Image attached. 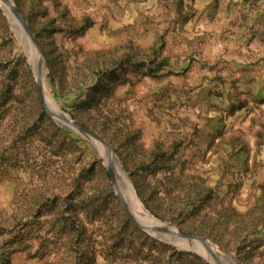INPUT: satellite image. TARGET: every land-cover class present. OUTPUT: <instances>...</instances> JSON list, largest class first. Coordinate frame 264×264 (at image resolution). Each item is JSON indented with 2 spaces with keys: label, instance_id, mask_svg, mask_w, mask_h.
Masks as SVG:
<instances>
[{
  "label": "rangeland",
  "instance_id": "obj_1",
  "mask_svg": "<svg viewBox=\"0 0 264 264\" xmlns=\"http://www.w3.org/2000/svg\"><path fill=\"white\" fill-rule=\"evenodd\" d=\"M12 2L43 94L150 215L264 264V0ZM22 42L0 0V264H230L126 201Z\"/></svg>",
  "mask_w": 264,
  "mask_h": 264
},
{
  "label": "bare ground",
  "instance_id": "obj_2",
  "mask_svg": "<svg viewBox=\"0 0 264 264\" xmlns=\"http://www.w3.org/2000/svg\"><path fill=\"white\" fill-rule=\"evenodd\" d=\"M8 1L10 2L11 0H1V5H3V10H4L9 22L16 27V24H17L16 16L14 14L13 8L10 6V4H8ZM18 32L19 31L17 30V33ZM18 35H19V33H18ZM22 41H23L22 44L24 46L26 56L28 57L29 62L33 65L34 70H35L36 79L39 81V83L42 87L41 78H40L41 77V65L39 63V55H38L39 52L34 47V45L32 44V39L29 38V40H22ZM42 94H43V91H42ZM43 97H45L44 103L46 104L48 109H50L52 111L54 118L59 117V119H61V120H59V119H57V120L60 123L68 122V123H71L73 125H76L75 122H73L71 120L69 115L63 113L61 110H59L56 107V104L54 103L53 99L48 95L47 92H45L43 94ZM55 114L57 115L56 117H55ZM95 143L100 146V151H101L102 155L104 156V158H106V159L108 158L107 160H108L109 164L112 165V168H113L114 174H115V180L117 182V186L122 191V194H124V198H126V201L130 202L131 200H133V203L136 205V207L139 208L146 217L154 220L160 226L161 224L159 223V221L154 219L150 215V213L144 208V206L138 200V198L136 197L133 190H131L129 188L128 179H127V176L125 174V171L121 167L120 163L116 161V159L114 158L115 156H112L111 152L107 151L105 149V147L102 146L101 144H99L98 142L95 141ZM172 242L174 244H178L177 239H173ZM189 245H190L189 243L186 244L187 247H191ZM195 246H196V249H195L196 251H198L203 256H206L205 254H203L200 251L202 249L200 248V246L198 244ZM209 248H210L209 250H212L215 254L223 257L225 259V261L229 262L230 264H238L231 255L219 252L217 247L214 246L213 244H209Z\"/></svg>",
  "mask_w": 264,
  "mask_h": 264
},
{
  "label": "water",
  "instance_id": "obj_3",
  "mask_svg": "<svg viewBox=\"0 0 264 264\" xmlns=\"http://www.w3.org/2000/svg\"><path fill=\"white\" fill-rule=\"evenodd\" d=\"M8 4H10V6L13 8L14 10V14L16 16V28L19 31V37L21 40H29L32 39V44L34 45V47L37 49L36 43H35V39L34 36L30 30V28L28 27V25L26 24L24 18L21 16V14L18 12V10L15 8L12 0L9 2ZM38 50V49H37ZM39 52V51H38ZM40 54V53H39ZM41 56V55H40ZM36 78V77H35ZM37 80V79H36ZM37 90H38V94L40 96L41 101L44 104V107L46 109V111L51 115L52 111L50 109H48V107L46 106V104L44 103V97L42 94V87L39 83V81L37 80ZM64 113V112H63ZM67 114V113H65ZM68 115V114H67ZM73 121V120H72ZM75 122V121H73ZM66 130H69L71 132H73L74 134L81 136V137H85L86 139H89L93 142H98L99 144H101L102 146H104L105 148L107 147L106 143L96 134H94L92 131L87 130L84 127L79 126L76 122V125H73L71 123H60ZM112 154V153H111ZM159 221V220H158ZM159 223L161 224L160 227L158 228L157 231H159V235L164 238V239H168V236H172L175 238H180V240L182 242L185 243H191L192 245H197V244H201L204 247H206L207 249L209 248V244H212L210 241L206 240L205 238H201V237H196L193 235H190L188 233L182 232V231H178L175 228L159 221ZM214 245V244H213ZM215 246V245H214ZM217 247V246H216ZM218 251L221 253H226L225 251L221 250L220 248H218ZM228 254V253H226ZM229 255V254H228Z\"/></svg>",
  "mask_w": 264,
  "mask_h": 264
}]
</instances>
